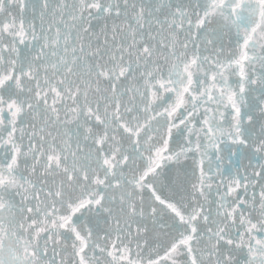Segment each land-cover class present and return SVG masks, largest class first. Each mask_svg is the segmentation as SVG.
<instances>
[{
  "label": "snow or ice",
  "instance_id": "snow-or-ice-1",
  "mask_svg": "<svg viewBox=\"0 0 264 264\" xmlns=\"http://www.w3.org/2000/svg\"><path fill=\"white\" fill-rule=\"evenodd\" d=\"M0 264H264V0H0Z\"/></svg>",
  "mask_w": 264,
  "mask_h": 264
}]
</instances>
